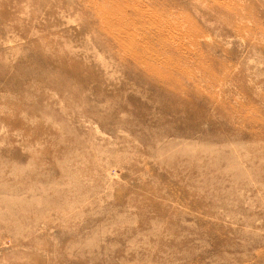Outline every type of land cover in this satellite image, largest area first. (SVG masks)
I'll return each instance as SVG.
<instances>
[{
	"label": "rangeland",
	"instance_id": "374dc122",
	"mask_svg": "<svg viewBox=\"0 0 264 264\" xmlns=\"http://www.w3.org/2000/svg\"><path fill=\"white\" fill-rule=\"evenodd\" d=\"M0 264H264V0H0Z\"/></svg>",
	"mask_w": 264,
	"mask_h": 264
}]
</instances>
